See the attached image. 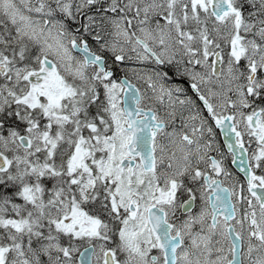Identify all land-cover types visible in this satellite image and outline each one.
Listing matches in <instances>:
<instances>
[{"label": "snow or ice", "instance_id": "obj_1", "mask_svg": "<svg viewBox=\"0 0 264 264\" xmlns=\"http://www.w3.org/2000/svg\"><path fill=\"white\" fill-rule=\"evenodd\" d=\"M0 264H264V0H0Z\"/></svg>", "mask_w": 264, "mask_h": 264}]
</instances>
